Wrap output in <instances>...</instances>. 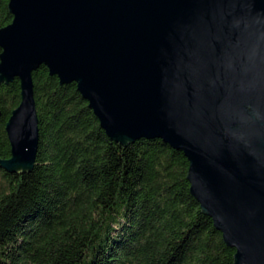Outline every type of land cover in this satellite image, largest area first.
Wrapping results in <instances>:
<instances>
[{"label":"water","instance_id":"obj_1","mask_svg":"<svg viewBox=\"0 0 264 264\" xmlns=\"http://www.w3.org/2000/svg\"><path fill=\"white\" fill-rule=\"evenodd\" d=\"M0 82L20 80L7 171L34 166L32 72L75 82L106 134L160 138L234 264H264V0H8Z\"/></svg>","mask_w":264,"mask_h":264},{"label":"trees","instance_id":"obj_2","mask_svg":"<svg viewBox=\"0 0 264 264\" xmlns=\"http://www.w3.org/2000/svg\"><path fill=\"white\" fill-rule=\"evenodd\" d=\"M12 19L0 0V28ZM1 51V49H0ZM39 143L34 166L0 165V264H234L190 192L184 153L160 138H110L75 82L32 72ZM20 80L0 82V158Z\"/></svg>","mask_w":264,"mask_h":264}]
</instances>
